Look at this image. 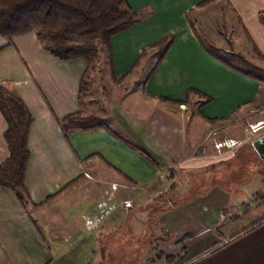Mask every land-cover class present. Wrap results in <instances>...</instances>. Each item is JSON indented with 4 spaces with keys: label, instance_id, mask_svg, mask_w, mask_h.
I'll use <instances>...</instances> for the list:
<instances>
[{
    "label": "crops",
    "instance_id": "crops-1",
    "mask_svg": "<svg viewBox=\"0 0 264 264\" xmlns=\"http://www.w3.org/2000/svg\"><path fill=\"white\" fill-rule=\"evenodd\" d=\"M207 1L127 0L141 21L112 38V77L82 98L85 60L54 57L35 31L0 35V85L32 116L28 206L0 185V264H111L120 234L126 241L137 232L136 259L155 238L182 264H264V160L252 145L264 129L249 128L264 123V0ZM167 37L174 43L147 78L142 61ZM227 38L249 41L243 59L225 48ZM82 111L102 125L65 134L61 121ZM7 129L0 110V164L10 156ZM85 182L143 192L160 183L166 195L156 187L151 206L106 211L99 190L83 194ZM123 198L132 201L128 191ZM137 216L147 223L136 226Z\"/></svg>",
    "mask_w": 264,
    "mask_h": 264
},
{
    "label": "trees",
    "instance_id": "trees-1",
    "mask_svg": "<svg viewBox=\"0 0 264 264\" xmlns=\"http://www.w3.org/2000/svg\"><path fill=\"white\" fill-rule=\"evenodd\" d=\"M214 0L205 2L208 4ZM264 23V12L260 15ZM141 21L127 0H0V35L8 40L35 31L44 50L62 60L83 59L88 69L81 82V98L87 90L86 75L101 50L110 52L113 37ZM174 39L156 42V65L170 50ZM155 65V66H156ZM0 110L8 129L5 138L9 159L0 164V185L11 189L26 208L30 196L25 174L30 158L28 138L32 116L18 94L0 85ZM102 125L101 118L85 111L61 121L65 134L89 130ZM150 160L151 157L142 152ZM80 177L67 185L71 187ZM159 257H162L159 254Z\"/></svg>",
    "mask_w": 264,
    "mask_h": 264
},
{
    "label": "rangeland",
    "instance_id": "rangeland-1",
    "mask_svg": "<svg viewBox=\"0 0 264 264\" xmlns=\"http://www.w3.org/2000/svg\"><path fill=\"white\" fill-rule=\"evenodd\" d=\"M225 35H228V32L226 30ZM203 37V36H202ZM204 39V37H203ZM227 42L228 44H225V48L228 49L230 51V53H236L239 56H242L243 59L244 58V53L242 52V50L245 48L244 45L250 46V43L248 40H243V45L239 46V45H234V42H232L233 40H229L230 38H227ZM204 41L207 43V45H209L211 42L207 41L204 39ZM209 48L211 47V45L208 46ZM214 48H210V49H214L216 52L217 50ZM249 49V47H247ZM157 49L153 52V53H148L147 57L143 59L142 63L145 62L147 69L151 67V65H153V63L156 62L157 60V54H156ZM251 52V51H250ZM217 53V52H216ZM247 53V51H246ZM219 55L221 56H228V60L229 61H235V58H237L238 60V56L236 57L235 55H227L225 52H218ZM247 57V59L251 60V57H248L247 54L245 55ZM242 68L247 69L246 66L243 65V63L241 64ZM249 69H251V66H248ZM112 73H113V68L111 66V63L109 62V53L108 51L101 50V52L99 53L98 57L96 58L93 67L90 69V71L87 73L86 75V84L87 87H102L103 83L109 81V77H112ZM138 75V74H137ZM140 75V74H139ZM146 74H142V78L145 76ZM151 75V71L149 70V74H147V78ZM147 80V79H146ZM146 82V81H144ZM90 89V88H88ZM86 96V92L85 94H83V97ZM252 131V128L249 127ZM249 129V130H250ZM90 177V176H87ZM95 183L91 185V183H87L85 182L84 186H83V194H86L88 191L91 190V188H95L94 190H99V197H100V204L103 208V210H106L108 208H115V209H119L120 208V204L123 208H125V203L130 201V200H126L125 202L123 201V196L125 195L126 191H128L129 193H131V199L132 201H130L132 206H135L137 204L136 207H138V205H141L140 203H144L147 204V206H151L152 204H155L154 202L149 203L147 202V196L152 192V190L156 187H158V191L160 195H166L165 189L163 187L162 184L158 183L157 185H154L153 188L149 190H146L143 192V189L139 186H128L127 188L119 185V184H115V185H108V184H101L99 185V189L97 187H95ZM125 190V191H124ZM162 191V193H161ZM153 193V192H152ZM165 193V194H164ZM137 194V195H136ZM160 198V197H158ZM134 202V203H133ZM135 204V205H134ZM111 206V207H109ZM142 208L144 209V207L142 206ZM88 212H90V209L88 210ZM153 211H151L152 214ZM125 215L120 216L116 221V223L118 224L121 220H124ZM149 218V217H148ZM145 216H137L134 217V224L136 226H142L145 225L146 220L148 219ZM105 221V219L101 218V224H103V222ZM129 234L125 235H121L120 234V243H123L124 247L122 248H118V249H111V264H182L184 263V261L181 262V260H178L177 257L175 258V256H173V254L171 252L172 249L170 248H165L166 243L164 242H160L157 243L158 241L155 238H152L151 233H142V239L141 241L144 240V237L148 235V240H150L151 238L153 239L152 244L154 247H150L148 248V252L146 254H144L143 258H139L136 259L140 252L141 249L139 251L138 248H140V233H135L133 235H135V237L132 235V239H126V241L124 240L125 237H127ZM147 240V239H145ZM162 246V247H161ZM159 254L162 255V257H159Z\"/></svg>",
    "mask_w": 264,
    "mask_h": 264
},
{
    "label": "built area",
    "instance_id": "built-area-1",
    "mask_svg": "<svg viewBox=\"0 0 264 264\" xmlns=\"http://www.w3.org/2000/svg\"><path fill=\"white\" fill-rule=\"evenodd\" d=\"M257 125L258 126H251L253 133H257V132H259V131H261V130L264 129V123L263 122L262 123H259ZM223 146H224L223 143H220V144L217 145V147H218L219 150ZM130 208H132V205H131L130 201H128V202L125 203V209H130ZM87 226H88V229H90V230H94V229L97 228V225L93 224L91 221L90 222H87Z\"/></svg>",
    "mask_w": 264,
    "mask_h": 264
},
{
    "label": "water",
    "instance_id": "water-1",
    "mask_svg": "<svg viewBox=\"0 0 264 264\" xmlns=\"http://www.w3.org/2000/svg\"><path fill=\"white\" fill-rule=\"evenodd\" d=\"M255 151L264 160V134L252 143Z\"/></svg>",
    "mask_w": 264,
    "mask_h": 264
}]
</instances>
